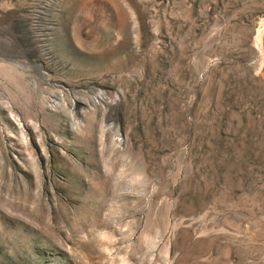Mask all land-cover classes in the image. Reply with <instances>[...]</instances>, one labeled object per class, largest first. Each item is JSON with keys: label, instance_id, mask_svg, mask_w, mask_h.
<instances>
[{"label": "rangeland", "instance_id": "rangeland-1", "mask_svg": "<svg viewBox=\"0 0 264 264\" xmlns=\"http://www.w3.org/2000/svg\"><path fill=\"white\" fill-rule=\"evenodd\" d=\"M0 264H264V0H0Z\"/></svg>", "mask_w": 264, "mask_h": 264}]
</instances>
